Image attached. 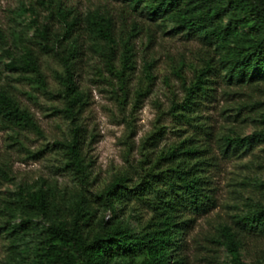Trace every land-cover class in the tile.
<instances>
[{
  "label": "rangeland",
  "instance_id": "374dc122",
  "mask_svg": "<svg viewBox=\"0 0 264 264\" xmlns=\"http://www.w3.org/2000/svg\"><path fill=\"white\" fill-rule=\"evenodd\" d=\"M49 1L0 0V91L34 123L16 124L0 115V264H31L43 232L70 221L78 206L94 215V233L109 228L140 232L151 216L143 201L123 196L110 205L100 194L115 178L126 177L125 185L133 187L147 172L174 168L181 160L204 179L213 204L203 212L180 208L179 221L187 224L176 242V264H231L223 228L240 232L244 264H264V232H244L237 225L264 206V82L231 80L230 44L221 47L179 29L145 3ZM56 6L70 13L68 21L77 19L69 36L63 22L50 14ZM90 14L111 20L112 46L91 31ZM43 27L48 44L38 35ZM126 48L134 68L126 72L124 97L116 73L123 70ZM27 50L37 58L43 84L38 74L9 66ZM62 56L70 60L81 96L74 117L66 112L59 79L65 75ZM208 66L205 91L197 94L187 120L173 117L172 105L184 99L183 82L189 85L194 71ZM76 127L85 180L67 165L65 145ZM254 134L250 145L240 149L225 141ZM188 151L193 154H182ZM155 186L163 184L155 181ZM40 190L49 193L54 209L33 219L28 236L14 239L7 230L20 222L22 198Z\"/></svg>",
  "mask_w": 264,
  "mask_h": 264
},
{
  "label": "trees",
  "instance_id": "16d2710c",
  "mask_svg": "<svg viewBox=\"0 0 264 264\" xmlns=\"http://www.w3.org/2000/svg\"><path fill=\"white\" fill-rule=\"evenodd\" d=\"M53 0L49 1L50 3ZM135 5L145 3L154 14L167 16L179 29L203 35L206 40L227 49V73L231 80L240 82H264V0H130ZM64 24V31L69 36L77 25V19L68 21L69 12L56 6L50 12ZM224 19L227 23L223 24ZM91 31L96 32L107 44H114L113 24L109 18L96 14L87 17ZM39 37L48 44V28L38 31ZM130 50L126 48L123 56V70L116 73L121 83L123 96L127 94L126 72L133 70L134 62ZM65 75L59 76L66 100V112L73 116L75 106L81 96L76 93L70 70L69 58L60 57ZM14 70H23L38 74L39 65L34 54L27 50L20 60H13L9 65ZM212 71L209 66L194 71L189 85L183 82L184 99L174 103L171 108L173 117L187 120V113L198 93L205 91L207 75ZM0 115L16 124L34 126L31 116L21 110L5 93L0 91ZM79 127L74 129L75 136L65 145L68 166L85 180L86 167L80 157L78 145ZM256 134L244 138L225 139L227 146L233 149L248 147ZM182 147V146H181ZM169 154H174L179 148ZM192 155V151L183 152ZM194 166H188L184 160L174 168L155 173L147 172L141 181L133 187L125 185L126 177L115 178L100 194L99 199L112 205L123 196H129L145 203L151 216L140 232L129 229L109 228L101 233L92 229L93 214L77 207L71 213L70 221L50 225L43 232V239L35 251L31 264H176V242L182 233V226L187 222L179 221L180 208L188 207L194 211H205L212 204L211 196L203 188L205 181L197 175ZM163 184L162 188L155 186ZM20 202V222L8 228L7 232L14 239L23 238L32 231L33 219L39 214H49L55 202L47 191H37ZM63 210V209H62ZM244 232H264V206L250 213L237 222ZM222 244L230 256L231 264H244L240 255V232L229 228L221 231ZM172 261V262H171Z\"/></svg>",
  "mask_w": 264,
  "mask_h": 264
}]
</instances>
